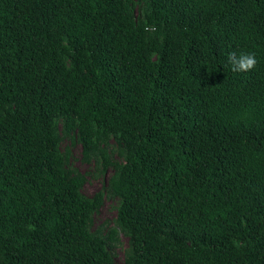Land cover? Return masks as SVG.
<instances>
[{
  "label": "trees",
  "instance_id": "obj_1",
  "mask_svg": "<svg viewBox=\"0 0 264 264\" xmlns=\"http://www.w3.org/2000/svg\"><path fill=\"white\" fill-rule=\"evenodd\" d=\"M145 3L0 0V264H264V0Z\"/></svg>",
  "mask_w": 264,
  "mask_h": 264
},
{
  "label": "rangeland",
  "instance_id": "obj_2",
  "mask_svg": "<svg viewBox=\"0 0 264 264\" xmlns=\"http://www.w3.org/2000/svg\"><path fill=\"white\" fill-rule=\"evenodd\" d=\"M137 5L135 7V12L138 14L141 11V8H145V0H135ZM113 147H117V143L111 140L110 151L108 155L112 159H117V154L111 152ZM63 148H68L71 152L70 164L77 168L80 172L87 175V181L83 187V192L85 195L92 197L94 196L103 186L104 182L109 179L112 174V170L109 168L105 173H101L102 167H96L95 161H86L83 158V148L81 143L76 142L72 143L69 140H65L63 143ZM119 205L118 198H106L104 204L99 212L94 216L93 227L97 228L99 225L108 221L110 224L114 223V219L117 216V207ZM120 241L114 249V257L117 263L123 264L125 259V252L128 248V237L122 233L119 235Z\"/></svg>",
  "mask_w": 264,
  "mask_h": 264
},
{
  "label": "clouds",
  "instance_id": "obj_3",
  "mask_svg": "<svg viewBox=\"0 0 264 264\" xmlns=\"http://www.w3.org/2000/svg\"><path fill=\"white\" fill-rule=\"evenodd\" d=\"M230 59L233 64V71H248L257 63L254 54L243 55L239 59H237L233 54L230 56Z\"/></svg>",
  "mask_w": 264,
  "mask_h": 264
}]
</instances>
